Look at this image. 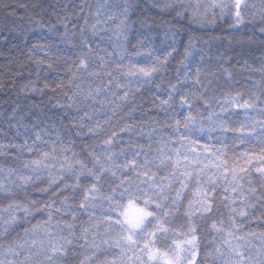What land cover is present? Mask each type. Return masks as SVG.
Instances as JSON below:
<instances>
[{"label":"clouds","instance_id":"1","mask_svg":"<svg viewBox=\"0 0 264 264\" xmlns=\"http://www.w3.org/2000/svg\"><path fill=\"white\" fill-rule=\"evenodd\" d=\"M146 241L264 264V0H0V264Z\"/></svg>","mask_w":264,"mask_h":264},{"label":"snow or ice","instance_id":"2","mask_svg":"<svg viewBox=\"0 0 264 264\" xmlns=\"http://www.w3.org/2000/svg\"><path fill=\"white\" fill-rule=\"evenodd\" d=\"M205 150H207L205 146ZM47 156V153L44 154ZM251 156V154H248ZM69 164V161H65ZM34 163H39V161H34ZM134 163V162H130ZM147 215V213L144 212L143 209L136 206V204L133 202V200H129L127 206L124 208L122 212L123 216V222L126 223L130 228L135 229L138 228L142 222L143 217ZM114 241L116 242L117 246H119L120 240H126L129 244L128 249H121L122 253H127L133 251V248L136 246L137 242L135 239H133L132 235H117L116 237H113ZM139 255L133 254L130 256H126V260L123 261V264H143V255H147L148 259L150 261H156L159 257L160 260L164 262V264H172L171 258H169L165 253L160 252L158 249L150 246V244L146 241L141 248H139ZM113 264H115V261H113Z\"/></svg>","mask_w":264,"mask_h":264}]
</instances>
